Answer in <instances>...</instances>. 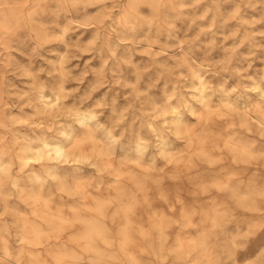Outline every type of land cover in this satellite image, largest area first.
Here are the masks:
<instances>
[{
    "label": "rangeland",
    "instance_id": "1",
    "mask_svg": "<svg viewBox=\"0 0 264 264\" xmlns=\"http://www.w3.org/2000/svg\"><path fill=\"white\" fill-rule=\"evenodd\" d=\"M16 262L264 264V0H0Z\"/></svg>",
    "mask_w": 264,
    "mask_h": 264
},
{
    "label": "bare ground",
    "instance_id": "2",
    "mask_svg": "<svg viewBox=\"0 0 264 264\" xmlns=\"http://www.w3.org/2000/svg\"><path fill=\"white\" fill-rule=\"evenodd\" d=\"M18 261V260H17ZM16 263H18V262H16ZM18 264H21V263H18Z\"/></svg>",
    "mask_w": 264,
    "mask_h": 264
}]
</instances>
